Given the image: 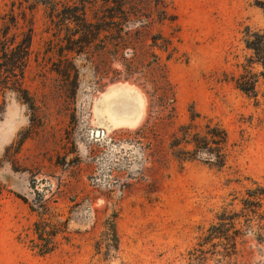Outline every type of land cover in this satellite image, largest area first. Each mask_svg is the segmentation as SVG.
<instances>
[{"label":"rangeland","instance_id":"obj_1","mask_svg":"<svg viewBox=\"0 0 264 264\" xmlns=\"http://www.w3.org/2000/svg\"><path fill=\"white\" fill-rule=\"evenodd\" d=\"M12 1L0 0V26ZM168 1L179 25L178 52L166 61L175 92L170 117L140 76L99 78L84 53L50 47L45 5L23 1L19 23L33 27L23 92L0 93V264H199L190 251L217 214L238 210L253 180L264 185V112L220 80L241 52L244 27L264 25V0ZM115 99L126 114L111 109ZM192 111L227 129L224 165L180 161L167 150ZM145 126L153 128L146 137ZM40 199L65 224L46 254L27 237ZM217 257L201 264H225ZM231 264H264V235L245 227Z\"/></svg>","mask_w":264,"mask_h":264},{"label":"trees","instance_id":"obj_2","mask_svg":"<svg viewBox=\"0 0 264 264\" xmlns=\"http://www.w3.org/2000/svg\"><path fill=\"white\" fill-rule=\"evenodd\" d=\"M23 1L28 0H13L8 11L1 15L2 95L5 89L23 92L21 84L32 52L31 22L28 21L26 28L19 23V17L25 18L21 11ZM33 1L46 7L53 35L49 39L50 47L57 46L61 53L65 50L84 53L93 62L99 78L114 79L121 74L140 76L148 84L154 101L164 108L167 116H171L175 92L167 76L166 61L178 52L175 40H178L179 25L168 0ZM258 3L264 9V2ZM15 5L20 11L15 10ZM154 25H168L169 32L152 31ZM243 32L241 52L234 54L233 68L229 72L223 71L220 80L231 82L264 112V25L258 28L246 25ZM114 61H118L119 66L114 65ZM67 76L70 83L73 80L75 83V73L73 78ZM152 130L151 126H145L143 136ZM166 147L180 161L203 159L217 166L224 165L230 153L225 126L216 118L197 111H192L188 121L176 126ZM252 183L253 186L247 187L240 197V208L223 207L208 232L199 237L190 251L199 264L208 255L218 256L220 261L231 264L238 237L245 227L255 228L258 237L263 238L264 185L256 180ZM38 202L41 210L27 237L32 248L46 254L57 247L58 236L63 234L65 224L44 199Z\"/></svg>","mask_w":264,"mask_h":264},{"label":"bare ground","instance_id":"obj_3","mask_svg":"<svg viewBox=\"0 0 264 264\" xmlns=\"http://www.w3.org/2000/svg\"><path fill=\"white\" fill-rule=\"evenodd\" d=\"M124 90H126V88H124ZM130 92H132V91H129V90H128V93H130ZM122 93H123V91H122ZM132 93H133V92H132ZM118 94H119V96H122V95L125 96V95H126V93L120 95V94H121L120 91L118 92ZM114 96L116 97V96H117V93H116ZM129 96H130V95H128L125 99L123 98V99H124V102L128 100V97H129ZM133 96H134V95H133ZM122 97H123V96H122ZM110 98H111V97H110ZM117 98H118V97H117ZM129 98H131V97H129ZM134 98H135V97H132L133 101H134ZM103 99L106 101L105 98H103ZM103 99H102V101H103ZM112 99H113V98H111V100H112ZM120 99L122 100L121 97H120ZM126 99H127V100H126ZM136 99H137V98H135V102L137 103V100H136ZM111 100H108V101L111 102ZM99 101H100V100H99ZM119 101H120V100H119ZM103 102H104V101H103ZM122 102H123V101H122ZM124 102H123V103H124ZM99 103H101V102H99ZM120 103H121V102H120ZM125 103L127 104L128 102H125ZM129 103H130V101H129ZM129 103H128V104H129ZM136 103H135V104H136ZM105 104H107V107H105V109H106V108H108V104H110V103H107V102H106ZM105 104L103 103L102 105H105ZM126 104H125V106H126ZM102 105H101V106H102ZM119 105H120V104L118 103V100L115 99L114 101L111 102L110 107H111V109H112V108H113V109H117V111H119V112H125V114H126V112L129 111V109L127 110V107H125V106H123V107L120 109V106H119ZM130 105H131V104H130ZM105 106H106V105H105ZM128 106H129V105H128ZM131 108H132V107H131ZM131 108H130V110H131ZM105 109H104V110H103V108L100 109V110L103 112V113H101V116L105 113V112H104ZM108 109H109V108H108ZM113 109H112V110H113ZM118 109H119V110H118ZM137 109H138V108H137ZM106 110H107V109H106ZM109 110H110V109H109ZM109 110H108V112L106 111L107 113H105V114H108V116H110L109 113H111V117H110V118H113L116 112H115V113L113 112V113H114V115H113V113L111 112L112 110H110V112H109ZM132 111H133V110H132ZM129 113H130V112H129ZM136 113H137V112H136ZM116 114H117V113H116ZM130 114H131V113H130ZM112 115H113V116H112ZM119 116H120V113H119ZM135 116H136V115H135ZM105 118H106V117H105ZM107 118H108V117H107ZM110 118H109V120H113V119H110ZM116 118H117V117H116ZM116 118H115V119H116ZM131 118H132V117H131ZM137 118H138V117H137ZM115 119H114V120H115ZM133 119H134V118H133ZM103 120H104V116H103ZM116 120H118V118H117ZM103 122H105V121H103ZM115 122H116V121H114L113 123H115ZM118 122H120V121H118ZM113 123H110V124H113Z\"/></svg>","mask_w":264,"mask_h":264}]
</instances>
